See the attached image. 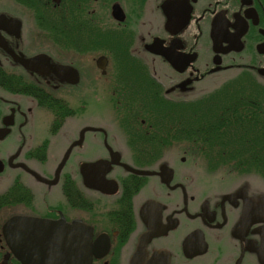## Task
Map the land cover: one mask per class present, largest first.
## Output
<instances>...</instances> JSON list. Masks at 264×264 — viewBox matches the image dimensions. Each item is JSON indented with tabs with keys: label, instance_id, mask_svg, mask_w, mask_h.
Wrapping results in <instances>:
<instances>
[{
	"label": "flooded vegetation",
	"instance_id": "obj_1",
	"mask_svg": "<svg viewBox=\"0 0 264 264\" xmlns=\"http://www.w3.org/2000/svg\"><path fill=\"white\" fill-rule=\"evenodd\" d=\"M168 1L0 0V264H261V223L233 236L238 187L200 195L195 165L160 150L183 141L165 101L215 95L196 92L212 74L238 71L259 99L248 117L242 92L243 127L264 121V0Z\"/></svg>",
	"mask_w": 264,
	"mask_h": 264
},
{
	"label": "trees",
	"instance_id": "obj_2",
	"mask_svg": "<svg viewBox=\"0 0 264 264\" xmlns=\"http://www.w3.org/2000/svg\"><path fill=\"white\" fill-rule=\"evenodd\" d=\"M245 76L251 78L250 75ZM222 88L221 86L211 92L215 95L198 100L197 105L191 101L177 102L178 104L170 100L163 102L167 110V142L181 138L183 141L198 143L196 149H199V155L207 161L210 170L223 167L229 172H250L264 179V121L259 123L248 120L245 129L240 106V97L244 92L246 116H255L252 112L256 110L254 102L259 99L252 87L242 90V85L234 83L228 103L225 94L229 91L224 93L226 91ZM156 108H161V105L156 104ZM213 108L215 112H212ZM258 125H262L261 130L251 129ZM170 126L181 128L179 137H174L176 133L171 131Z\"/></svg>",
	"mask_w": 264,
	"mask_h": 264
},
{
	"label": "rangeland",
	"instance_id": "obj_3",
	"mask_svg": "<svg viewBox=\"0 0 264 264\" xmlns=\"http://www.w3.org/2000/svg\"><path fill=\"white\" fill-rule=\"evenodd\" d=\"M238 71L227 72L225 76L223 74H212L209 76V79L201 84L196 92L201 93L206 91L211 93L213 90H218L223 84L228 83L222 89L231 94L232 84H240V79H237ZM243 82V81H242ZM251 88V86H248ZM254 87V86H252ZM221 89V90H222ZM223 94V92L221 93ZM224 95V94H223ZM159 98V97H158ZM178 98V97H177ZM182 98H188L183 96ZM197 98V97H196ZM191 99V98H190ZM230 98H228L229 100ZM159 100V99H158ZM171 101V100H170ZM179 102V101H173ZM178 104V103H177ZM105 109V107H103ZM169 111V110H168ZM209 110H207L208 112ZM205 112V111H204ZM212 112H215V109H212ZM206 114V113H205ZM196 142V141H195ZM198 143H192L188 141L176 142L173 144L165 145L164 148L160 150V156L162 160H188L196 167L197 180L199 183V193L200 195H215L222 194L223 192L230 191L234 187L236 188L239 185H246L253 192H263L264 193V179L255 175L254 173L244 172V173H234L229 172L227 168L220 167L216 170H210L207 166V161L202 159L199 155L197 148ZM197 145V146H196ZM220 239H216L215 248L219 247L221 243L222 246L228 245L229 236L227 233L220 234L218 236ZM220 244V245H221ZM215 257H222L221 253L218 250H215L212 256V259ZM211 257L204 258L202 261L197 264H210Z\"/></svg>",
	"mask_w": 264,
	"mask_h": 264
},
{
	"label": "water",
	"instance_id": "obj_4",
	"mask_svg": "<svg viewBox=\"0 0 264 264\" xmlns=\"http://www.w3.org/2000/svg\"><path fill=\"white\" fill-rule=\"evenodd\" d=\"M184 0H170L166 3V6L170 5H179L183 2ZM184 18H179L178 25H183L184 24ZM172 21V20H170ZM58 70L62 71L63 69L56 67ZM69 155V152L67 153V156ZM233 196H243L244 199L247 201V207L246 211L239 220V222L236 224L235 228L233 229V236L236 238H240L242 241L245 239V235L250 228V226L254 223H261V226L256 228L254 232L258 233L261 237V245H257L255 242L251 243L250 241H246L247 243V248L255 252L258 255L259 261L261 264H264V193H260L258 195L254 196H248L247 190L244 187H240L235 193H231L226 195V198H231ZM24 224L25 227H27L29 230H46L48 228H53L56 227V223L53 224L49 221H44L40 219H34V218H20V217H14L11 219L7 227L13 226L16 224ZM197 234V232H196ZM200 240L202 239L201 246L199 247V250L195 252V254H203L207 250V243L204 239V235L202 231H198ZM33 235V234H32ZM10 246L12 247L13 250H15V244L11 243ZM245 250V249H244ZM244 250L242 252V256L244 255ZM191 255V254H189ZM242 256L240 257L238 264H241V259ZM25 264H29L30 260L29 259H24L23 261Z\"/></svg>",
	"mask_w": 264,
	"mask_h": 264
}]
</instances>
